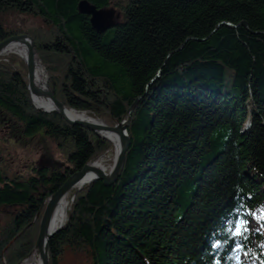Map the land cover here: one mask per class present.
Listing matches in <instances>:
<instances>
[{
    "label": "trees",
    "instance_id": "trees-1",
    "mask_svg": "<svg viewBox=\"0 0 264 264\" xmlns=\"http://www.w3.org/2000/svg\"><path fill=\"white\" fill-rule=\"evenodd\" d=\"M81 1L117 9L114 26L95 31ZM24 34L66 107L115 126L141 98L121 177L71 191L50 264H264V220L247 239L229 231L264 210V0H0V43ZM0 123L65 154L26 175L0 170V208L14 210L0 264H19L47 199L115 146L37 109L15 54L0 57Z\"/></svg>",
    "mask_w": 264,
    "mask_h": 264
},
{
    "label": "water",
    "instance_id": "water-1",
    "mask_svg": "<svg viewBox=\"0 0 264 264\" xmlns=\"http://www.w3.org/2000/svg\"><path fill=\"white\" fill-rule=\"evenodd\" d=\"M78 9L81 14L87 15L90 17L91 25L94 28V30L97 31L98 33L104 34L114 26L113 24L114 15L112 13H109L105 10H100L95 5L90 4L88 1H81L79 3ZM223 25L229 26L231 28H236V26H233L230 23H221L217 26L216 29H219ZM240 26L248 28V23L242 22ZM188 40H195V39L192 38ZM14 42H22L27 48L28 56H27V59L25 60V63L28 69V89H29L32 101H33V97H38V98L49 100L53 105L52 110H44V109H41L35 106L37 109L42 110L46 113L56 112L69 124L73 126H80V127L86 128L110 141H112L110 138L102 135L101 133L113 134L118 138L119 146H120L119 152L115 154L114 164L112 168L110 169V171L106 172L102 169L95 168L90 163L86 165L81 171L73 174L57 192H55L51 197L47 199L46 201L47 205L45 207V210L43 212V216L40 222V231H39V236L37 239L36 246L34 250L26 258L30 257L35 252H37L40 257L41 264H50V256H49L50 240L64 226L63 225L57 231H54L52 227L53 216H54V213H55V210L58 204L63 199L68 197L73 189L81 188L82 186H84L85 182L87 181V179L89 178L91 174L93 175L92 180L88 182L87 184L93 183L95 181H102L104 185L108 187V186L115 184L119 180L124 170L127 152L129 151L130 146H131V140L128 135V128L132 120L133 112L135 108L137 107V105L139 104L141 98H138L133 103V105L130 107V109L125 114L123 122L115 126H111L105 123H91V122H87L83 120L81 121L72 120L67 116V110H73V109L66 107L62 102H60L55 97L53 91L51 90L49 86L48 80H47L46 89L39 88L35 82L36 61L38 60L41 62V60L37 55L35 40L31 36L25 35V34L24 35H14L6 39L5 41L1 42L0 43V56H1V53L4 51V49ZM186 42L181 46L179 50H182L185 47ZM160 75H161V72L157 74L154 80L158 79ZM39 217H40V213L37 215L35 220L39 219ZM23 261H21L19 264H21Z\"/></svg>",
    "mask_w": 264,
    "mask_h": 264
},
{
    "label": "rangeland",
    "instance_id": "rangeland-1",
    "mask_svg": "<svg viewBox=\"0 0 264 264\" xmlns=\"http://www.w3.org/2000/svg\"><path fill=\"white\" fill-rule=\"evenodd\" d=\"M109 13H113L114 16L118 15L117 9ZM17 20H19V17ZM1 124L2 123H0V170L5 172L8 176L13 177L14 175L29 174L33 167H54L63 164L65 154L60 151L51 140L41 136L26 138L16 129H11ZM115 154L116 152L114 149L100 156V158L103 157L105 159L104 165L107 171H110L114 164ZM13 213V209L0 208V229L8 222ZM262 216H264V210H257L248 218V226L253 233L262 232L259 226V222L262 221ZM255 244L258 248L264 250L263 242L255 241ZM243 260L245 261V259ZM65 264L69 263L65 262ZM246 264L254 263L249 262Z\"/></svg>",
    "mask_w": 264,
    "mask_h": 264
},
{
    "label": "bare ground",
    "instance_id": "bare-ground-1",
    "mask_svg": "<svg viewBox=\"0 0 264 264\" xmlns=\"http://www.w3.org/2000/svg\"><path fill=\"white\" fill-rule=\"evenodd\" d=\"M11 54L18 55L20 58H22L24 61L27 59L28 53H27V48L22 42H14L11 43L9 46H7L4 51L1 53V56H9ZM0 56V57H1ZM47 80H48V75L46 73V70L43 66V64L40 61H36V66H35V82L37 86L41 89H46L47 88ZM33 104L37 106L38 108L44 109V110H52L53 105L52 103L47 100V99H42L38 97H33ZM67 116L72 119V120H83L91 123H104L100 120L92 119L90 118L86 113H81V112H76L73 110H67ZM102 135L110 138L115 146V152L118 153L120 146H119V140L118 138L109 133H101ZM105 159L101 157L100 159L95 160L91 164L98 169H102L106 172L107 169L104 165ZM93 175L91 174L87 181L85 182V185L92 180ZM83 187V186H82ZM81 187V188H82ZM79 188V189H81ZM69 208V201L68 197L63 199L57 206L53 220H52V227L54 231L59 230L66 222L67 220V212ZM21 264H41L40 257L37 252H35L33 255L30 257L26 258Z\"/></svg>",
    "mask_w": 264,
    "mask_h": 264
},
{
    "label": "snow or ice",
    "instance_id": "snow-or-ice-1",
    "mask_svg": "<svg viewBox=\"0 0 264 264\" xmlns=\"http://www.w3.org/2000/svg\"><path fill=\"white\" fill-rule=\"evenodd\" d=\"M262 220H264V216L261 217ZM248 222L246 220H239L234 227L230 228L229 231L231 233V235L235 238H240V239H247V235L246 233L249 231L248 226H247ZM215 247L219 248L220 245L217 243L216 245H214ZM243 247L241 245H237L235 251L239 252V251H243ZM247 254V253H245ZM236 260V264H241V261L239 259L238 256L233 257ZM217 264H219V262H217Z\"/></svg>",
    "mask_w": 264,
    "mask_h": 264
}]
</instances>
